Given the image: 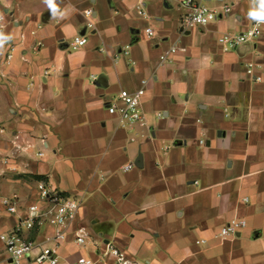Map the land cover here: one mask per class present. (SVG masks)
Masks as SVG:
<instances>
[{
    "label": "crops",
    "instance_id": "crops-1",
    "mask_svg": "<svg viewBox=\"0 0 264 264\" xmlns=\"http://www.w3.org/2000/svg\"><path fill=\"white\" fill-rule=\"evenodd\" d=\"M185 1L54 0V16L44 0H0L12 37L0 53V234L28 217L46 183L82 202L58 264H104L107 243L132 264H264V26L228 48L224 35L254 23L251 0H195L217 20L184 32ZM251 62L259 83L246 73ZM142 80L144 124L122 128L106 105ZM236 218L246 228L216 239ZM53 234L49 225L23 232L36 242ZM0 264H10L1 241ZM24 264L37 263L32 255Z\"/></svg>",
    "mask_w": 264,
    "mask_h": 264
},
{
    "label": "built area",
    "instance_id": "built-area-1",
    "mask_svg": "<svg viewBox=\"0 0 264 264\" xmlns=\"http://www.w3.org/2000/svg\"><path fill=\"white\" fill-rule=\"evenodd\" d=\"M188 12L180 19L182 31H187L197 26H206L217 20L218 14L205 4L196 2L195 0H186L185 4ZM94 11L88 8L83 11V17L86 20V29L95 28L93 22ZM264 23L254 21L252 27L245 32L237 35L226 34L220 42L226 44L228 48H236L243 44L253 42L261 34V28ZM147 36L153 37L154 31L151 28L145 30ZM77 47H84L87 44L86 35H78L74 38ZM177 47L171 46L166 52L159 55V63L161 65L170 62L173 54L177 52ZM16 48L10 46L6 54V63L11 64L14 60ZM257 65L248 63L246 73L256 83L261 81V77L256 74ZM48 71L43 76L46 77ZM147 80H142L141 87L134 91L122 90L117 97L106 105L107 112L116 117L119 126L144 124V116L141 110V101L145 96ZM42 155V154H40ZM132 164L124 167V171H129ZM37 201L28 207V217L19 218V221L9 233L0 234V241L3 243L5 253L10 264H24L25 260L30 256H34L37 264H58L59 256L56 250L65 242L69 229L77 220V216L81 207V200L76 197L67 196L64 193L53 188L51 185L41 183L37 192ZM2 203L7 207V211L11 214L16 213V202L13 199H3ZM43 225H49L53 228V236L46 237L43 242H36L23 236L24 230L39 229ZM247 223L243 219H233L224 225L216 235V239L229 240L236 238ZM87 233L84 228L75 231V242L79 246L86 243ZM199 245H205V240L197 241ZM103 257L108 260L104 264H132L124 252L113 244L104 245ZM76 264H97L96 261L88 258H79Z\"/></svg>",
    "mask_w": 264,
    "mask_h": 264
},
{
    "label": "clouds",
    "instance_id": "clouds-1",
    "mask_svg": "<svg viewBox=\"0 0 264 264\" xmlns=\"http://www.w3.org/2000/svg\"><path fill=\"white\" fill-rule=\"evenodd\" d=\"M44 3H46L49 8L52 10L53 15L56 16L58 14L57 5L54 2V0H44ZM252 7L250 8L248 12V18L250 20L256 21L259 23H264V0H251ZM60 15H63L62 13H59ZM4 14L0 13V53L3 51L4 44L12 39L10 35L4 34Z\"/></svg>",
    "mask_w": 264,
    "mask_h": 264
}]
</instances>
